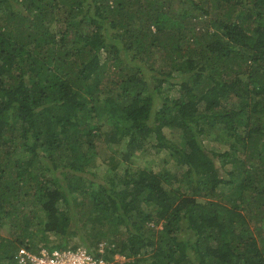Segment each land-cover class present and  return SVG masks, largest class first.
<instances>
[{
    "label": "trees",
    "instance_id": "1",
    "mask_svg": "<svg viewBox=\"0 0 264 264\" xmlns=\"http://www.w3.org/2000/svg\"><path fill=\"white\" fill-rule=\"evenodd\" d=\"M168 112L180 186L131 165L174 149ZM37 225L115 264H264V0H0V264Z\"/></svg>",
    "mask_w": 264,
    "mask_h": 264
},
{
    "label": "rangeland",
    "instance_id": "2",
    "mask_svg": "<svg viewBox=\"0 0 264 264\" xmlns=\"http://www.w3.org/2000/svg\"><path fill=\"white\" fill-rule=\"evenodd\" d=\"M86 94V93H85ZM167 92H165L164 95H166ZM214 94V93H213ZM158 101V100H157ZM156 101V102H157ZM103 111L100 112V116L97 118V122L99 124H103L105 126H109L111 123H123L124 122V116H122L119 111L116 109V107L109 106L107 108H103ZM162 121H160V127L162 129L163 134L165 137H167L173 144L174 149L173 150H165V149H159L158 147H150L149 151L145 153L143 157L140 159H132L131 165L133 163L134 167H145L148 168H155L157 172H159L161 175L168 177L172 183L175 186L184 185L183 181H181V174L183 172V168L180 166V161L182 157L185 158V155H182L180 153H188L187 150L190 149V144L187 139L186 132L183 128H181L179 121L176 117L171 116V114L168 112L164 115H162ZM148 126L150 128H154L156 126V122L154 120H150ZM153 137V135H152ZM213 145V146H212ZM124 143H122V146L120 148H112L109 146L106 150L99 149V152H94V155H91V159L88 160L87 169L89 172H91L88 175H85V178L88 180L94 181L96 184L98 183H104V166L96 163L97 159L103 160L104 157L109 156L110 154L116 155L117 157H122V150H123ZM207 146H212L215 148H224L221 144H213L209 143ZM97 150V149H96ZM97 153V154H96ZM96 159V160H95ZM126 165L125 162H123V167ZM121 167V166H120ZM119 176H123V170L120 168L118 172ZM59 178H62V176H59ZM78 194H76V197ZM30 211L32 210L29 208ZM26 211H28L26 209ZM71 212L73 210L71 209ZM69 213V212H68ZM71 224L73 222L69 221ZM69 226V224H67ZM77 227H79L77 225ZM79 231V229H78ZM1 234H7V229L0 230ZM82 234V230H81ZM83 235V234H82ZM26 239L28 241H35L37 244L36 246H39L41 244V240L53 244L57 243L58 239H56L55 234L53 233H43L40 226L37 225L35 227H32V230L30 231V234L28 233L26 235ZM75 240V239H74ZM38 241V242H37ZM192 243V241L190 242Z\"/></svg>",
    "mask_w": 264,
    "mask_h": 264
},
{
    "label": "built area",
    "instance_id": "3",
    "mask_svg": "<svg viewBox=\"0 0 264 264\" xmlns=\"http://www.w3.org/2000/svg\"><path fill=\"white\" fill-rule=\"evenodd\" d=\"M112 247L113 245L108 246L105 242H99L96 253L84 247L73 249L69 246L52 248L38 246L32 250L27 246H20L6 264H115L124 262L126 260L124 255L113 254L110 258L104 256L106 249Z\"/></svg>",
    "mask_w": 264,
    "mask_h": 264
}]
</instances>
